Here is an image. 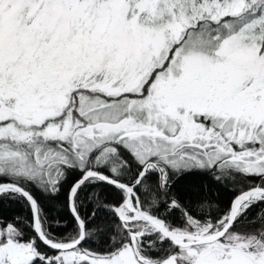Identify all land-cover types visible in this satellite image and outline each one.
<instances>
[{"label":"snow or ice","instance_id":"6c2138e0","mask_svg":"<svg viewBox=\"0 0 264 264\" xmlns=\"http://www.w3.org/2000/svg\"><path fill=\"white\" fill-rule=\"evenodd\" d=\"M0 264H264V0H0Z\"/></svg>","mask_w":264,"mask_h":264},{"label":"trees","instance_id":"16d2710c","mask_svg":"<svg viewBox=\"0 0 264 264\" xmlns=\"http://www.w3.org/2000/svg\"><path fill=\"white\" fill-rule=\"evenodd\" d=\"M182 183H184V182L182 181ZM227 198H228V194L223 192V191H221V193L219 195V199L220 200H226Z\"/></svg>","mask_w":264,"mask_h":264}]
</instances>
